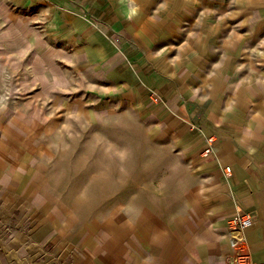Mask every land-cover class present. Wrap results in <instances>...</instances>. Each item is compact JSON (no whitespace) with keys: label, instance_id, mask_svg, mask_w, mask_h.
I'll list each match as a JSON object with an SVG mask.
<instances>
[{"label":"crops","instance_id":"crops-1","mask_svg":"<svg viewBox=\"0 0 264 264\" xmlns=\"http://www.w3.org/2000/svg\"><path fill=\"white\" fill-rule=\"evenodd\" d=\"M8 85L0 264H230L236 216L264 263V0H0ZM121 111L168 151L151 205L99 194L84 152Z\"/></svg>","mask_w":264,"mask_h":264},{"label":"rangeland","instance_id":"rangeland-1","mask_svg":"<svg viewBox=\"0 0 264 264\" xmlns=\"http://www.w3.org/2000/svg\"><path fill=\"white\" fill-rule=\"evenodd\" d=\"M0 95H11L9 85L8 90L2 91ZM125 116L121 111L113 116L102 117L94 137L88 136L94 139L92 147L88 144L84 152L98 158L99 162L94 163L93 168H97L98 172L99 194L106 191L120 193L122 186H126L127 195L115 197V202H118L116 199L123 202L124 197L126 202L136 206L151 205L153 201L162 198L152 196V192L169 191L172 186L171 175L168 173L170 164L150 162L166 161L168 151L146 146L145 138L139 137L134 131L133 124L136 122L132 117ZM68 141L70 146L75 145L74 137ZM173 187L178 189L176 183ZM104 197L100 195L98 202L102 203Z\"/></svg>","mask_w":264,"mask_h":264},{"label":"built area","instance_id":"built-area-1","mask_svg":"<svg viewBox=\"0 0 264 264\" xmlns=\"http://www.w3.org/2000/svg\"><path fill=\"white\" fill-rule=\"evenodd\" d=\"M217 138H209L207 140V146L204 149L202 155L204 157L210 156L214 152V147L218 143ZM231 169L227 168V173H230ZM253 221L250 217L236 216L230 220V232L229 239L232 248V254L228 261L230 264H254L251 261L247 244L243 237V231L250 228ZM264 264V263H259Z\"/></svg>","mask_w":264,"mask_h":264}]
</instances>
